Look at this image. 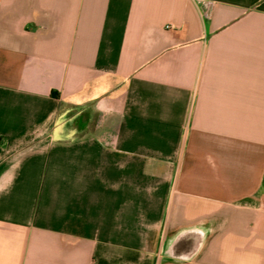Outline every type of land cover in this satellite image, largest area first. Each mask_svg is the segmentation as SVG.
Masks as SVG:
<instances>
[{"label":"crops","instance_id":"crops-1","mask_svg":"<svg viewBox=\"0 0 264 264\" xmlns=\"http://www.w3.org/2000/svg\"><path fill=\"white\" fill-rule=\"evenodd\" d=\"M0 264H264V0H0Z\"/></svg>","mask_w":264,"mask_h":264},{"label":"water","instance_id":"water-1","mask_svg":"<svg viewBox=\"0 0 264 264\" xmlns=\"http://www.w3.org/2000/svg\"><path fill=\"white\" fill-rule=\"evenodd\" d=\"M180 235H182V234L178 233V234L176 235V237H175V239H174V242H177L178 244H180V240H182V238H183V235H182V238H181ZM200 240H201V239H194V240H191L190 242H192V244H193L192 246H193V247H196L197 244L201 243ZM188 242H189V241H188ZM190 250H192V249H190ZM193 250L195 251L196 248H194Z\"/></svg>","mask_w":264,"mask_h":264}]
</instances>
